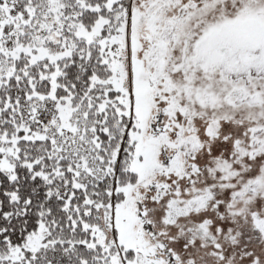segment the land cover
Listing matches in <instances>:
<instances>
[{
  "label": "snow or ice",
  "instance_id": "1",
  "mask_svg": "<svg viewBox=\"0 0 264 264\" xmlns=\"http://www.w3.org/2000/svg\"><path fill=\"white\" fill-rule=\"evenodd\" d=\"M0 264H264V0H0Z\"/></svg>",
  "mask_w": 264,
  "mask_h": 264
}]
</instances>
